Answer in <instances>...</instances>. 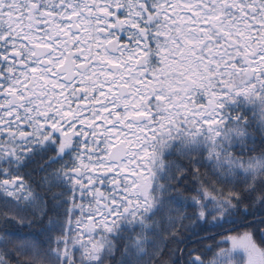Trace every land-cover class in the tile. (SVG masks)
<instances>
[{"label":"snow or ice","instance_id":"6c2138e0","mask_svg":"<svg viewBox=\"0 0 264 264\" xmlns=\"http://www.w3.org/2000/svg\"><path fill=\"white\" fill-rule=\"evenodd\" d=\"M0 264H264V0H0Z\"/></svg>","mask_w":264,"mask_h":264}]
</instances>
